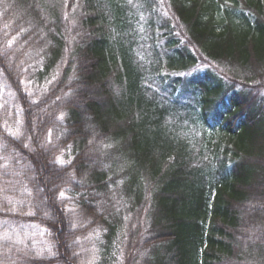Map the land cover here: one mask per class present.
I'll use <instances>...</instances> for the list:
<instances>
[{
    "label": "trees",
    "instance_id": "16d2710c",
    "mask_svg": "<svg viewBox=\"0 0 264 264\" xmlns=\"http://www.w3.org/2000/svg\"><path fill=\"white\" fill-rule=\"evenodd\" d=\"M0 83V264H264V0H0Z\"/></svg>",
    "mask_w": 264,
    "mask_h": 264
},
{
    "label": "rangeland",
    "instance_id": "374dc122",
    "mask_svg": "<svg viewBox=\"0 0 264 264\" xmlns=\"http://www.w3.org/2000/svg\"><path fill=\"white\" fill-rule=\"evenodd\" d=\"M157 2H158V0H157ZM158 5H159V3H158ZM159 11H160V14H162V17L164 19H169L166 9H164V8L160 9L159 8ZM32 84H34V90L38 91V95H40V96H41L42 93H44L47 90V87H45V86H37L38 85L37 83H32ZM0 86H1V91H0L1 97L4 95L3 97L8 98V100H11L12 99V94L10 92H7L6 86H4V83H0ZM8 118H9V114H2V119L3 120H0L1 121V123H0L1 129L5 133L9 131L15 137L16 133H17V130H13L12 127H10L12 121L11 122L8 121L7 120ZM1 147L2 146H0V148ZM25 153L27 154V152H25ZM0 154H1V151H0ZM61 154H60V156L56 157L57 158V162L59 161L60 165H65V164H67V161L64 158H65V156L69 155V153H65L63 155H61ZM11 161H12L11 157H9V158L6 157V156L0 157V171L3 172L4 176H10V175H8V172H10V173L13 172L12 168H11L12 167V162ZM29 190L30 189L28 188V193H29ZM14 200H15V203H16L17 198H4V196L2 195V193L0 191V206H3V203L12 204L14 202ZM19 202L21 204L22 201H19ZM14 206H15V204H14ZM69 211H73V210L72 209H67V212H69ZM0 212L1 213H6V211L4 209H0ZM14 213H15V210L11 212V214H14ZM6 214H8V213H6ZM29 215L30 214L28 213V216ZM5 220L6 219H3L0 222V223H2V225H0V229H1L0 240H4V241L8 240V241L14 242V244L22 243V245H25L26 244L25 241L27 240V238L22 237L21 234L19 233V230L16 227V225L19 226L20 224L16 223V225L15 224L12 225V228L9 229V228L3 227L5 224H8L10 222V221H5ZM133 224L135 225V223H133ZM140 225H141V223H140ZM40 234L42 235V237L41 236H34L32 239L36 241V243L34 244V247L36 249H38L40 254L44 255L45 254V250L47 249V246L51 247V244H50V242L48 240L49 238H48L47 233H45L43 231ZM83 235H84V239H79V242H78L80 244V247H81V251L80 252L84 253V255L86 257H90L91 253H92V250H93V249H91L92 248V245H91L92 241L91 240L93 239L94 235H91L89 233L83 234ZM89 264H92V262L89 263Z\"/></svg>",
    "mask_w": 264,
    "mask_h": 264
},
{
    "label": "snow or ice",
    "instance_id": "6c2138e0",
    "mask_svg": "<svg viewBox=\"0 0 264 264\" xmlns=\"http://www.w3.org/2000/svg\"><path fill=\"white\" fill-rule=\"evenodd\" d=\"M61 195L63 196V193H61Z\"/></svg>",
    "mask_w": 264,
    "mask_h": 264
}]
</instances>
